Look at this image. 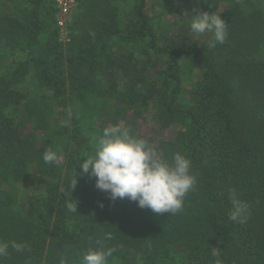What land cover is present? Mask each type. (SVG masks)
<instances>
[{
	"label": "trees",
	"instance_id": "trees-1",
	"mask_svg": "<svg viewBox=\"0 0 264 264\" xmlns=\"http://www.w3.org/2000/svg\"><path fill=\"white\" fill-rule=\"evenodd\" d=\"M148 3L78 0L64 49L56 0H0V47L25 55L0 72V242L9 243L0 264H80L100 247L116 249L108 264H171L178 250L183 264H264V0H202L228 23L222 44L156 26ZM186 62L200 67L189 89ZM29 75L71 113L72 129L58 124L54 106L26 101L18 85ZM83 104L138 118L152 104L161 128L179 127L157 153L191 161L196 182L180 212L112 200L94 176H79L92 151L77 117ZM46 150L60 164L45 163ZM31 184L37 191H26ZM233 190L248 205L243 223L230 219Z\"/></svg>",
	"mask_w": 264,
	"mask_h": 264
},
{
	"label": "clouds",
	"instance_id": "clouds-1",
	"mask_svg": "<svg viewBox=\"0 0 264 264\" xmlns=\"http://www.w3.org/2000/svg\"><path fill=\"white\" fill-rule=\"evenodd\" d=\"M227 24L218 12H197L192 16L190 30L202 35L211 32L213 43H224L227 38ZM95 150L86 154L79 162L80 175L90 174L96 178V187L108 192L112 200L128 198L141 208L152 212L176 214L183 209L184 198L193 189L196 178L191 174V161L185 155L176 153L171 160L160 156L143 139L129 135L119 126L107 127L95 137ZM45 163L60 164L61 157L55 151L46 150ZM71 183L75 188L77 179ZM233 222H245L248 205L240 200L235 191L230 193ZM74 201V200H73ZM68 210L77 211V204H67ZM111 240V234H106ZM11 247L21 251L24 244L11 242ZM9 243L0 242V256L8 254ZM116 251L114 247L89 249L83 254L80 264H108V258ZM212 255L220 253L213 248ZM60 264H68L62 258ZM219 264V261H217Z\"/></svg>",
	"mask_w": 264,
	"mask_h": 264
},
{
	"label": "rangeland",
	"instance_id": "rangeland-1",
	"mask_svg": "<svg viewBox=\"0 0 264 264\" xmlns=\"http://www.w3.org/2000/svg\"><path fill=\"white\" fill-rule=\"evenodd\" d=\"M203 12L202 0H149L148 3V12L154 17V22L156 26L169 28L174 32H179L181 29H184V34L189 37L192 41L201 42L206 39L213 37L211 32H207L202 35H197L192 33L190 30V23L192 16L197 14V12ZM74 14V12H73ZM72 14V16H73ZM59 10L57 4H55V24L59 31L60 42L62 47L65 49L68 46L69 42V31L68 25L72 21V16L64 22L63 25H60L58 21ZM185 27V28H183ZM116 39L108 40L113 51H116L118 46L116 45ZM3 47H0V72L6 69V66L10 64V60H18L24 58L22 51H13V52H3ZM8 63V64H7ZM117 77L121 81L125 80V77L120 71H116ZM200 77V67L199 65L186 62L184 65V87L189 89L192 81L199 79ZM19 89L27 94V100H37L46 104L48 108L54 106L55 110L52 112L58 124L67 125L71 129L73 128V120L71 113H66L65 110L56 104L55 99L51 97V94L48 90L41 87L37 81H35L32 75L27 76L26 80L18 85ZM83 104L79 111L77 112V117L82 124L85 134L90 139V145L92 151L88 154H91L95 150V140L94 138L101 135L103 130L107 127L119 126L122 129H126L129 135L143 139L147 142L148 146L154 151L158 152L159 141L164 139H173L176 137L179 127L173 126L168 129H163L157 123L155 119V108L151 104L149 110L145 113L143 117H135L131 113L121 117V116H109L100 113V109L96 106L90 104L88 107ZM94 112H98L95 114ZM57 124V123H56ZM56 125V127L58 126ZM34 124L29 125V130H32ZM39 139H44L46 134L44 131H37ZM75 147H73L74 149ZM72 149V150H73ZM26 191H37V188L32 184L26 187ZM184 263V254L183 250H178L174 255L171 264H183Z\"/></svg>",
	"mask_w": 264,
	"mask_h": 264
},
{
	"label": "built area",
	"instance_id": "built-area-1",
	"mask_svg": "<svg viewBox=\"0 0 264 264\" xmlns=\"http://www.w3.org/2000/svg\"><path fill=\"white\" fill-rule=\"evenodd\" d=\"M56 4L59 10L58 21L60 25H63L76 10L78 0H56Z\"/></svg>",
	"mask_w": 264,
	"mask_h": 264
}]
</instances>
